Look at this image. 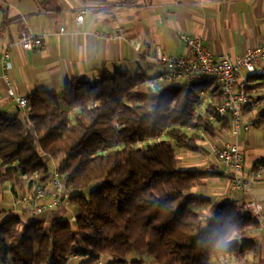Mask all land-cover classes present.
Listing matches in <instances>:
<instances>
[{"label":"trees","instance_id":"obj_1","mask_svg":"<svg viewBox=\"0 0 264 264\" xmlns=\"http://www.w3.org/2000/svg\"><path fill=\"white\" fill-rule=\"evenodd\" d=\"M146 79L104 69L94 83L75 77L59 92L31 93L27 114L0 113V191L31 188L36 173L46 180L53 159L76 207L75 222L24 221L0 205V264H69L73 256L80 264H227L228 256L248 264L255 243L245 236L260 222L235 200L188 194L206 172L181 168L170 141L204 150L202 136L178 125L214 132L208 115L195 114L211 82L152 89ZM255 126H264V108ZM162 132L169 140H152ZM209 206L213 212L201 214Z\"/></svg>","mask_w":264,"mask_h":264},{"label":"crops","instance_id":"obj_2","mask_svg":"<svg viewBox=\"0 0 264 264\" xmlns=\"http://www.w3.org/2000/svg\"><path fill=\"white\" fill-rule=\"evenodd\" d=\"M80 10H85L82 23L76 20ZM61 28L64 32L61 33ZM48 32L44 47L25 50L17 43L22 31ZM117 35L106 38L103 35ZM183 35L201 38L215 55L229 54L237 58L248 50L264 43V0H0V60L2 50L11 46L8 74L18 95L27 97L39 90L59 92L67 80L75 77L94 83L102 70L131 73H149L154 65L147 56L161 49L166 55H188L182 41ZM139 42L144 57L132 46ZM264 69V60L261 62ZM2 65L0 62V72ZM252 94L264 99V81L249 76ZM211 82V81H209ZM215 85L211 82L200 93V111L210 116L216 104ZM7 85L0 83V113L16 115V103L7 93ZM264 106V105H263ZM244 109V120L255 119L263 109ZM213 133L203 136L204 150L193 152L175 146V153L183 169L200 168L206 172L200 181L186 192L215 202L235 200L246 205L254 197L264 206V174L255 179V162L264 157V126L238 135L232 131L229 118L215 125ZM224 141L237 143L244 154V179L253 180L252 190L235 191L231 188L232 174L223 168L214 154V148ZM27 185L18 192H28ZM16 193L6 184L0 191V205L20 215L24 221L31 219L23 209L14 210ZM213 206L200 209L208 216ZM249 211V210H248ZM58 216L59 212L43 216ZM5 215L0 216V221ZM35 218V217H34ZM251 227L245 238L253 240L255 249L247 252L245 261L264 262V220ZM134 257V255H132ZM233 264L237 261L233 257ZM84 259L73 256L69 264H80Z\"/></svg>","mask_w":264,"mask_h":264},{"label":"built area","instance_id":"obj_3","mask_svg":"<svg viewBox=\"0 0 264 264\" xmlns=\"http://www.w3.org/2000/svg\"><path fill=\"white\" fill-rule=\"evenodd\" d=\"M85 10H80L76 16L78 23H82ZM65 30L61 28L60 32ZM48 32L34 33L28 29L22 31L17 43L25 50L44 47ZM106 38H118L117 35H106ZM182 41L188 49L187 56L174 57L166 55L161 49L147 59L154 65V69L147 73L146 84L152 89L171 86L175 84H200L211 81L218 91V99L213 113L209 118L215 125H221L229 118L232 123V131L235 135L240 133L242 127L250 131L255 124V119L244 120V109L251 110L264 107V99L255 97L250 88V75H263L264 69L261 62L264 60V43L248 50L240 57L233 58L229 54L215 55L198 37L183 35ZM132 46L142 57L145 55L141 50L139 42L132 41ZM11 46L3 48L1 54L2 71L0 72V83L7 85L6 93L16 103L19 110L27 114L28 98L18 95L13 87L8 74ZM1 98V95H0ZM200 105L195 110L196 116H205L206 112L200 111ZM72 113V111H71ZM179 128L191 133L204 136L206 131L202 127H187L178 125ZM169 140L166 132H162L153 141ZM172 141V140H170ZM214 154L219 164L230 170L232 174L231 188L235 191H251L253 180L244 179V154L237 143L224 141L220 146L214 148ZM52 170L46 180H42L40 174L36 173L32 180L34 184L25 194L18 193L14 197V210H27L35 218L64 209L67 211L72 222L76 221V213L71 208L73 205V188L68 186L65 175L58 168L53 159H49ZM264 174V165H260L255 174L259 179ZM249 212L260 220H264V206L254 197L247 203ZM100 264L101 261H100Z\"/></svg>","mask_w":264,"mask_h":264},{"label":"rangeland","instance_id":"obj_4","mask_svg":"<svg viewBox=\"0 0 264 264\" xmlns=\"http://www.w3.org/2000/svg\"><path fill=\"white\" fill-rule=\"evenodd\" d=\"M22 194H25V192H21ZM71 210L74 212V213H76V207H75V205L73 204L72 205V208H71ZM59 215L60 216H66V213H67V211L66 210H64V209H60L59 211ZM28 217H30L31 219H34V216H32V215H28ZM53 216L52 215H50V216H48V218L47 219H45V217H44V219L45 220H47V221H49L51 218H52ZM229 260V262L227 261V264H233V262L231 261V259H228ZM253 263L252 264H264V262H262L261 260H259V261H252ZM101 263L102 264H107V262H106V260L105 259H101ZM144 264H157L155 261H153V260H147V261H145V263ZM250 264V263H249Z\"/></svg>","mask_w":264,"mask_h":264}]
</instances>
